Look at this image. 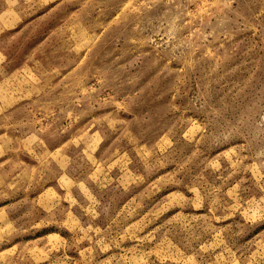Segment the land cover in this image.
I'll use <instances>...</instances> for the list:
<instances>
[{"label": "rangeland", "instance_id": "1", "mask_svg": "<svg viewBox=\"0 0 264 264\" xmlns=\"http://www.w3.org/2000/svg\"><path fill=\"white\" fill-rule=\"evenodd\" d=\"M0 264H264V0H0Z\"/></svg>", "mask_w": 264, "mask_h": 264}]
</instances>
